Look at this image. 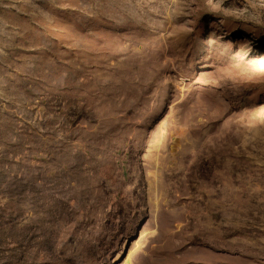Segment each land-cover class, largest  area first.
<instances>
[{
	"label": "rangeland",
	"instance_id": "1",
	"mask_svg": "<svg viewBox=\"0 0 264 264\" xmlns=\"http://www.w3.org/2000/svg\"><path fill=\"white\" fill-rule=\"evenodd\" d=\"M0 264H264V0H0Z\"/></svg>",
	"mask_w": 264,
	"mask_h": 264
}]
</instances>
